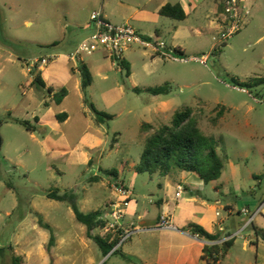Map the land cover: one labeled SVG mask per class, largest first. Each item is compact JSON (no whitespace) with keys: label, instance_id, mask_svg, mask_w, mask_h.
Returning <instances> with one entry per match:
<instances>
[{"label":"rangeland","instance_id":"obj_1","mask_svg":"<svg viewBox=\"0 0 264 264\" xmlns=\"http://www.w3.org/2000/svg\"><path fill=\"white\" fill-rule=\"evenodd\" d=\"M117 1L0 0V247L5 251L0 264H11L12 253L21 256V264H128L119 253L102 256L71 207L46 193L73 188L78 208L88 212L109 206L108 200L117 199L113 185L122 183L137 198V213L127 212L126 219L136 227L137 214H143L151 222L158 209L150 201L162 196L157 186L162 180L157 174L135 171L148 132L141 125L169 124L182 106L193 109L201 130L218 140L219 155L227 156L220 177L204 190L217 218L223 220L221 232L234 237L220 264H264V84L251 83L264 78V0H240L244 7L237 29L230 33L223 21L225 0H191L192 7L186 3L187 17L181 22L142 13L123 20L132 9L118 6ZM124 1L141 7L145 0ZM213 10L220 15L216 17ZM92 11L112 13L117 18L113 23L127 22L140 34L152 35L158 27L164 48L156 52L135 44L125 50L129 75L121 65L124 60L120 66L112 65L101 52L70 59L78 43L91 34ZM177 23L186 29L177 41L183 54L171 46V24ZM42 58L50 59L41 63ZM90 58L94 59L93 81L85 96L98 110L114 116L99 125L105 138L99 147L75 153L82 133L94 127L93 113L83 94L74 93L73 75L66 80L55 72L40 73L37 66L49 68L60 62L69 74L74 66L77 74L80 63L89 65ZM38 72L46 82L66 81L71 92L62 104L51 100L48 89L32 83ZM164 83L170 86L167 94L133 90ZM33 111L41 116V123L34 121ZM61 112L70 115L64 123L56 119ZM8 113L28 120L34 130L10 120ZM83 154L91 163L81 162ZM111 169L117 175L108 174ZM226 204L231 205L230 211ZM257 210L256 236L251 219ZM39 216L53 227L51 246ZM95 232L104 233L102 228ZM141 235L134 233L118 246V252L139 263L128 244Z\"/></svg>","mask_w":264,"mask_h":264},{"label":"trees","instance_id":"obj_2","mask_svg":"<svg viewBox=\"0 0 264 264\" xmlns=\"http://www.w3.org/2000/svg\"><path fill=\"white\" fill-rule=\"evenodd\" d=\"M159 14L166 17L183 20L187 17V13L182 6L175 2L173 4L166 3L159 9ZM179 53H182L180 49ZM123 67L126 68L127 75L130 74L126 62L122 61ZM80 74V85L83 94V101L89 106L93 113V119L96 124H103L106 120L111 119L114 115L98 110L91 102H89L85 96L88 86L92 83V75L88 66L81 62L78 66ZM32 83H36L39 86H44V80L40 76V73H36L33 77ZM255 85L264 84V78H257L253 82ZM134 91L141 92L147 91L153 95L167 94L170 91V86L164 83L159 86H148L143 89L134 87ZM48 93H52L53 100L56 103H60L63 97L66 95V88L53 92L52 88H48ZM223 106L217 111V115H221ZM8 118L14 122L23 125L27 130L32 131L34 127L26 119H20L11 116L8 113ZM66 118V113L61 112L56 115V119L61 122ZM34 121L38 119L34 116ZM147 128V134L145 135L143 142V149L139 156L138 162L135 165V171L137 173H149L157 174L160 177L171 174L172 172L188 171L196 173L204 184H208L212 180H216L221 175L223 168V158H226V153L222 152L221 156L217 152L218 140L214 136L206 135L200 128L199 119L194 114L193 109L188 106H182L176 109L172 115L169 124H161L158 127H153L149 123H143L141 125ZM92 159H89L88 163H91ZM110 175H117V171L114 169L107 170ZM92 180L96 181L97 176H93ZM46 196L51 199L64 201L72 209L75 219L82 223L86 228V236L91 239L100 250L102 256H106L111 249L116 245L118 237L111 238L110 235L102 236L96 233V228H102L105 225V221L101 218L104 209H93L88 212H83L78 208L77 195L73 188L59 192L58 188L50 190L46 193ZM38 223L41 227L49 231V246L54 244V230L53 227L43 221L41 216L38 217ZM251 225L255 228L254 224ZM188 229L192 233H197L201 238L207 240H218V234H212L204 229L199 224L191 223L188 225ZM257 229V228H256ZM234 237H228L218 244H212L211 246H205L203 249L202 259L206 260L210 264H218L221 257H223L231 245L233 244ZM11 245L8 246L10 250ZM119 253L128 264H142L133 262L125 253L118 252V248L114 249L110 255ZM11 264H21V256L17 254H9ZM1 261L4 262L5 251L3 247H0ZM102 264H105L103 261Z\"/></svg>","mask_w":264,"mask_h":264},{"label":"crops","instance_id":"obj_3","mask_svg":"<svg viewBox=\"0 0 264 264\" xmlns=\"http://www.w3.org/2000/svg\"><path fill=\"white\" fill-rule=\"evenodd\" d=\"M189 2H191V0H182L181 2H177V3H179L182 6V8L185 10L186 3L188 4L189 7H192V5H190ZM166 3L173 4L175 2L174 1L170 2L168 0H145L144 4L141 5V7H139V5H130L126 3L124 0H118L116 4L121 7H128L132 9L131 14L128 17H124L123 19V20H129L131 19L132 16L138 15L139 13H142L145 17H147L148 14L153 15L155 18L159 16L166 17L164 15L159 14V9L161 8V6H163ZM213 11L215 12V10ZM102 15L104 16L103 13ZM215 15L216 17H218L220 14L215 12ZM104 17L112 23H113L112 20L117 19L112 13H109L108 16H104ZM166 18L172 19L169 17ZM185 19L183 20L174 19V20L181 22L184 21ZM211 22L213 23L214 20H211ZM171 26L173 28V31L170 36V40L172 42L171 46L180 49L181 52H184L183 47L177 44V41L179 40L178 36H180L182 32H185L186 30L185 26L178 23L171 24ZM92 29H93L92 24L90 23L88 29L89 33L92 32ZM161 32L162 31L158 27H156L152 35H148L145 33L143 34L141 33V35L143 38H146L152 43H158V42H163L160 40ZM102 56L106 59H109L103 54ZM125 59L126 58H124L123 62H126ZM61 63L64 64V62ZM112 65L114 64L112 63ZM126 65L128 66L127 62ZM87 66L92 75L93 74L92 68L94 67V59L90 58V64ZM46 67L43 66L42 64H39L37 66V71H39L40 73H44L45 71H47V73L55 72L58 76H61L64 79L66 78V80L69 76L71 77L73 75L74 77L73 91L75 94L79 95L80 97L82 96L81 85H80L81 82L80 74L79 71L77 74H75L76 68H74V66L71 67L73 71L72 74H69V70L67 67L66 69H62L60 62L51 65L49 68ZM76 75H78V77ZM102 78L107 79V75H102ZM42 79L44 80L45 83V85L42 87L45 88L46 90L48 88H52L53 92H56L63 87L66 88L67 90L66 95L63 97L61 102L58 103V104H62L64 100L68 97L69 93L71 92L66 87V81H61V79L55 78L51 82H46L45 81L46 79L44 77H42ZM91 85L92 83L88 86L87 90L89 89V87H91ZM115 91L117 92V89ZM118 92L122 94L120 88L118 89ZM48 94L51 100H53L52 93H48ZM62 110L66 111L65 108H63ZM32 115L33 118L34 116L37 117L38 120L36 121V123H41L43 121L41 116H38L37 114L34 115V111ZM69 117L70 115L66 114V118L61 122L63 123L66 122L69 119ZM100 129H101L100 126L95 123L93 129L85 130L80 136L77 145L74 147L76 150L75 153H78L82 148H87L90 150L99 147L105 139L104 132ZM89 159L90 158L87 155L83 154V158L81 159V162L88 164ZM161 180L162 181L159 182L157 186H158V191L162 192V196L158 197L156 200L150 201L151 203L155 204V206L158 209V213L152 217V219L150 220L151 222H147L148 220L143 218L144 216L143 214H137V218L140 219L139 225L137 226H139L140 228H144V230L140 232L143 235L139 236L136 241L132 242L131 244H128L129 253H132L135 256H137L142 264H210L201 257L203 254L204 247L205 246L209 247L212 244L220 245V242L228 238L230 235L228 233L223 234L221 232V230L223 229V225L221 222L223 220L217 218L218 215H217V211H215L214 205L210 203L209 199L206 197V194L204 193V190L206 189V184L203 183V181L196 173L188 172V171H174L169 175L161 177ZM213 181L215 180H212L209 183H212ZM178 185L182 186V190L180 195L176 196L175 193L178 190L177 188ZM212 187L215 190L217 189L215 185H212ZM153 193L154 192H151L152 196ZM132 195L133 194L131 191L130 203L127 207V212L129 214H136L137 198H133ZM110 200L108 201L110 202ZM230 206L231 205L229 204L225 205L228 211L231 210ZM256 215L252 219V223L254 224L255 228L253 226L252 227L255 230V234L257 236V233L259 231L257 228L258 225L257 223H254L256 222ZM161 216H168L173 221V223L178 227V230L154 229ZM124 221L126 224H131V225L133 224L132 221H128L126 219V216ZM191 223H196L201 225L202 227H204L205 230H207L212 234H218L219 239L207 240L201 237L198 238L195 237L194 233H192L188 229V225ZM248 226H246L245 224V227ZM249 242L251 244L252 241ZM220 263L221 262L219 261L218 264ZM249 264L252 263L249 262Z\"/></svg>","mask_w":264,"mask_h":264},{"label":"built area","instance_id":"obj_4","mask_svg":"<svg viewBox=\"0 0 264 264\" xmlns=\"http://www.w3.org/2000/svg\"><path fill=\"white\" fill-rule=\"evenodd\" d=\"M243 7L240 0H225L224 11L226 17L223 21L224 25L229 28L228 33L237 29L238 18L240 17V11ZM90 20L92 22V32L88 37L79 42L74 52L69 55V58L72 60H82L83 54L91 55L94 52H102L113 64L116 63V65H118L124 60L122 53L132 45L137 44L143 47H151L156 52H161V49L164 48L163 42H150L146 38H143L142 35L127 22L121 24L110 22L102 15L101 11H92ZM222 35L224 34L222 33ZM166 54L167 53L164 52V55ZM172 58L180 61L186 60L184 58ZM49 59L50 58H42L41 63H47ZM113 187L117 193V199L109 202V206L103 210L101 215V218L105 221V225L102 227L104 231L102 236L110 235L111 238L118 237V241L112 251L127 241L134 233L144 230V228L126 224L124 221L127 214L126 209L130 203L131 191L129 188L122 183H116ZM177 188L178 190L175 195L179 196L182 186L178 185ZM257 212L258 210L252 214L253 217ZM154 229L178 230V227L168 216H161ZM194 236L197 238L200 237L197 233H194Z\"/></svg>","mask_w":264,"mask_h":264},{"label":"water","instance_id":"obj_5","mask_svg":"<svg viewBox=\"0 0 264 264\" xmlns=\"http://www.w3.org/2000/svg\"><path fill=\"white\" fill-rule=\"evenodd\" d=\"M111 251H112V249L109 251V253H108V254H110V253H111ZM108 254H107V255H108Z\"/></svg>","mask_w":264,"mask_h":264}]
</instances>
